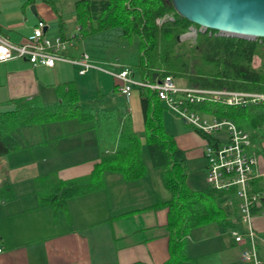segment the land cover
I'll return each instance as SVG.
<instances>
[{"label": "crops", "instance_id": "crops-1", "mask_svg": "<svg viewBox=\"0 0 264 264\" xmlns=\"http://www.w3.org/2000/svg\"><path fill=\"white\" fill-rule=\"evenodd\" d=\"M19 4L12 8H21L19 19L5 17L0 10V28L11 41H21L39 19L47 23L46 35L57 34L48 30L57 25V18L45 15L42 3H28L33 7L30 11L24 0H19ZM70 21L74 22L73 18ZM72 28L73 24L68 30ZM82 51L94 62L99 60L92 50L88 52L83 47L79 50L74 45L65 53L78 57ZM117 61L108 64L116 70L126 65ZM77 69L76 65L61 60L53 66L32 65L25 58L17 57L0 62V108L11 106L13 99L21 97L35 98L43 105L55 104L59 101L57 85L74 81L78 104L92 109L95 115L87 119L91 124L75 117L29 123L4 136V140L20 146L0 155L1 184L11 188L10 197H5L8 191L0 195V264H133L137 261L162 264L168 257L167 208L153 207V204L159 198L166 199L168 194L161 197L152 187L108 172L104 187L70 196L65 208L50 202L39 203V191L47 192L56 180L90 173L100 156L115 148L124 110L130 114L133 130L143 139L138 88L133 87L125 97L111 75L96 69L80 74ZM131 76L141 78L134 70ZM104 111H113V125L99 118ZM162 120L176 145L184 151L186 162L198 169L204 182L200 187H206L204 137L178 132V120L191 126L167 109L162 112ZM216 136L224 138L225 133L220 131ZM252 143L260 175L251 184L255 178L261 179L262 188L256 191H263L264 137ZM199 159L202 161L194 165ZM222 205L232 214L229 219L233 225L209 222L194 228L187 237L188 256L193 264H254L241 257L242 250L249 247L248 242L236 243L231 233L233 228L240 229L236 211L232 212L227 200ZM252 226L257 235L264 237V214L256 213ZM256 251L259 264H264L263 241H257Z\"/></svg>", "mask_w": 264, "mask_h": 264}, {"label": "trees", "instance_id": "trees-1", "mask_svg": "<svg viewBox=\"0 0 264 264\" xmlns=\"http://www.w3.org/2000/svg\"><path fill=\"white\" fill-rule=\"evenodd\" d=\"M33 1L25 0L24 4ZM46 1L55 8L52 0ZM165 15L172 18L156 22ZM57 18L56 33L62 37L73 34L74 39H81L118 27L119 39L128 43L137 39L133 59L124 64L141 78L153 80L170 74L181 85L264 93L263 37L246 39L203 31L197 32L193 42L179 40L177 37L190 25H198L178 15L170 0H75L72 30H68L60 13ZM0 33L6 34L1 28ZM57 88L59 101L55 104L43 105L35 98L21 97L13 99L11 106L0 108V155L20 146L4 140V136L20 126L73 117L81 120L95 117L92 109L78 104L74 81L59 83ZM138 90L144 123L143 139L133 130L130 114L124 110L115 148L103 153L90 173L69 180H56L55 186L47 192L39 191L38 200L40 204L50 202L55 207L65 208L70 196L104 187L108 172L132 180L143 177L152 169L168 191L166 199L159 198L153 204V207L167 208L168 257L162 264H193L186 244L194 228L209 222L233 225L229 219L232 214L220 202L227 200L229 192L209 185L194 189L186 184V157L163 124L165 106L155 90L148 87H139ZM193 106L201 114L231 119L250 132L252 141L264 137V101L245 104L204 101ZM112 117L113 111L99 115L110 126L114 124ZM195 130L208 142H215L212 136ZM251 186L254 191L260 190L261 179L255 178ZM10 189L6 183L1 184L0 195L8 191L5 197H10ZM228 207L232 212L236 211L234 205ZM133 264L144 263L137 261Z\"/></svg>", "mask_w": 264, "mask_h": 264}, {"label": "built area", "instance_id": "built-area-1", "mask_svg": "<svg viewBox=\"0 0 264 264\" xmlns=\"http://www.w3.org/2000/svg\"><path fill=\"white\" fill-rule=\"evenodd\" d=\"M165 18L170 19L172 16L165 15L157 18L156 22L161 23ZM45 27L47 23L39 19L32 26L31 32L19 42H13L0 33V62L17 57L25 58L32 65L53 66L57 60H61L76 65L80 74L90 69L105 70L115 79L119 92L125 97L130 95L133 87H148L155 90L165 109L194 129L215 139L214 143H210L205 138L202 149L206 183L214 189L229 192L227 202L230 206H235L240 223V229L231 230L234 241L248 242L249 247L242 250L241 257L259 264L256 243L258 240L264 242V237L257 235L252 226V218L256 213L264 214L262 207L264 190L254 191L251 188V180L260 173L257 170L258 156L253 150L250 133L237 126L231 119L201 114L193 105L204 101H221L227 104L264 101V93L180 85L170 74L155 77L153 80L135 79L131 76L132 69L127 65L119 70H107L99 67L86 51H82L78 57L67 55L65 52L72 44L73 34L70 37H62L59 34L49 36L45 34ZM203 31L224 35L217 30L193 25H190L186 32L195 37L197 32ZM220 131L225 133L224 138L216 136ZM2 180L0 171V184Z\"/></svg>", "mask_w": 264, "mask_h": 264}, {"label": "rangeland", "instance_id": "rangeland-1", "mask_svg": "<svg viewBox=\"0 0 264 264\" xmlns=\"http://www.w3.org/2000/svg\"><path fill=\"white\" fill-rule=\"evenodd\" d=\"M52 2L56 9L53 8L52 4H50L46 0H34L32 4L35 5L36 3L38 4L42 3L41 4L43 5L42 11L45 15L51 14L52 16L57 18L58 13H60L64 23L66 24L68 28L70 25L73 24V22L70 20H72L73 18L75 0H52ZM15 4L16 6L17 4L19 6L20 5L19 0H0L1 13L5 17L9 16V17L19 19L22 15V10L21 8L20 9L15 8V10H13L12 8L15 6ZM32 4L30 5L28 4V9L26 8L28 11H30L31 9L30 7ZM48 30L51 32H56L57 25L51 26ZM119 32H120L119 28L115 27V28L105 30L103 32H98V33L87 35L83 38V40L73 39L72 44L69 45L67 49L71 48V46L74 45L79 50L82 47L85 48L88 52L92 50L95 53V55H97V57L99 58V60L97 61V63H99L97 65H99V67L107 69V70L109 69L116 70L114 67H111L108 64V62L116 61L117 59L118 60L117 62L129 64L130 60L133 59V54L135 53L136 45H137V39H134L131 43H128L126 40L119 39L117 37ZM179 36H180L179 40L190 39L192 42L194 41V38H195L187 32ZM100 71L108 74V72H106L105 70L100 69ZM104 121L105 123L107 122L106 120ZM167 122L169 123V120H167ZM83 123L91 124L92 121L85 120L83 121ZM178 123L180 125L178 132H183V131L191 132L195 136H198V137L200 136L202 138L201 134H199L193 128L184 124V122H182L181 120H178ZM100 131L103 132L104 129L99 130L98 132L100 133ZM203 140L205 141L204 138ZM201 161L202 159H199L195 161L193 164L196 165L197 163H200ZM185 164L187 166L186 184L188 186H195L200 189L201 188L200 186H203L204 182L201 179L202 177L200 176L198 169L192 166L190 162L188 163V161ZM147 166L149 167V163L147 164ZM145 177L146 178L143 177V178L132 179V180L138 181L137 183L143 184V186L152 187L154 190H156V192L161 197H165L168 194V191L162 186L159 175L156 174L154 171L148 170V173ZM220 202L222 203L223 201H220Z\"/></svg>", "mask_w": 264, "mask_h": 264}, {"label": "water", "instance_id": "water-1", "mask_svg": "<svg viewBox=\"0 0 264 264\" xmlns=\"http://www.w3.org/2000/svg\"><path fill=\"white\" fill-rule=\"evenodd\" d=\"M170 1L178 15L198 26L227 36L264 38V0ZM30 8H33L32 5Z\"/></svg>", "mask_w": 264, "mask_h": 264}]
</instances>
